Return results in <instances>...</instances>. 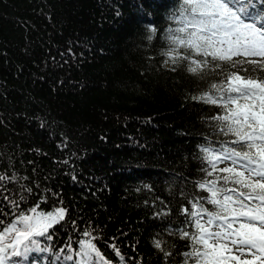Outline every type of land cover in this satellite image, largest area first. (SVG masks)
<instances>
[{
	"label": "trees",
	"instance_id": "16d2710c",
	"mask_svg": "<svg viewBox=\"0 0 264 264\" xmlns=\"http://www.w3.org/2000/svg\"><path fill=\"white\" fill-rule=\"evenodd\" d=\"M253 2L264 15V0ZM185 8L184 0H0V230L33 207L66 209L51 239L35 237L47 251L13 258L19 264H83L84 231L112 264H193L184 255L193 241L181 235L196 232L192 205L215 210L199 183L226 175H208L204 149L235 146L213 119L224 110L194 97L235 69L210 62L192 74L189 60L164 55L170 35H184L175 30Z\"/></svg>",
	"mask_w": 264,
	"mask_h": 264
},
{
	"label": "snow or ice",
	"instance_id": "6c2138e0",
	"mask_svg": "<svg viewBox=\"0 0 264 264\" xmlns=\"http://www.w3.org/2000/svg\"><path fill=\"white\" fill-rule=\"evenodd\" d=\"M184 4V26L175 30L184 35H170L174 47L164 55L173 64L189 60L192 74L204 73L210 62H218L216 68L229 63L235 69L224 73L219 84H211L212 91L194 97L224 110V115L213 119L224 135L235 138L230 141L235 146L204 149L212 167L208 175L216 171L226 175L199 183L210 193L207 202L215 210L193 203L196 210L190 215L196 232H182L183 238L193 241L192 251L184 255L193 264H264V77L251 75V71H264V23L258 26V18L264 19V15L255 11L253 0H184ZM180 49H188L189 55ZM246 64L252 69L245 68ZM222 161H230L231 166L218 169L217 163ZM220 180L223 186H218ZM229 184L237 187L229 188ZM37 208L0 230V264H19L13 258L47 251L35 237L51 239L49 229L64 220L66 209L44 213ZM204 216L207 219L202 222ZM83 235L89 237L78 241L77 255L83 264H112L94 243L92 233L84 231ZM155 246L161 248L160 242ZM112 248L123 260L119 249Z\"/></svg>",
	"mask_w": 264,
	"mask_h": 264
},
{
	"label": "rangeland",
	"instance_id": "374dc122",
	"mask_svg": "<svg viewBox=\"0 0 264 264\" xmlns=\"http://www.w3.org/2000/svg\"><path fill=\"white\" fill-rule=\"evenodd\" d=\"M220 166H229L231 165L230 161H222L219 163ZM207 219V218H206ZM206 219L204 221H206ZM215 230V229H214ZM249 258V257H248Z\"/></svg>",
	"mask_w": 264,
	"mask_h": 264
}]
</instances>
